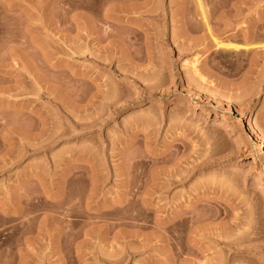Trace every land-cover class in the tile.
<instances>
[{"label":"rangeland","instance_id":"rangeland-1","mask_svg":"<svg viewBox=\"0 0 264 264\" xmlns=\"http://www.w3.org/2000/svg\"><path fill=\"white\" fill-rule=\"evenodd\" d=\"M262 43L264 0H0V264H264Z\"/></svg>","mask_w":264,"mask_h":264},{"label":"bare ground","instance_id":"bare-ground-1","mask_svg":"<svg viewBox=\"0 0 264 264\" xmlns=\"http://www.w3.org/2000/svg\"><path fill=\"white\" fill-rule=\"evenodd\" d=\"M200 6H201V4H199ZM201 9H202V6L200 7ZM203 10V9H202ZM218 45V44H217ZM220 45V44H219ZM221 46V45H220ZM254 48V47H253ZM254 49H256V50H260V51H262L263 52V54H264V43H262V45H258L257 44V46H255V48ZM197 63H198V61H196L195 62V66L197 65ZM262 146V145H261ZM253 161V163H255L256 162V158H253L252 159ZM108 261V260H107ZM110 261H112L113 262V260H110ZM115 261V260H114ZM117 262H118V260H117ZM121 262V261H120ZM107 263V262H106ZM110 263V262H109ZM109 263H107V264H109ZM115 263V262H114ZM114 263H112V264H114ZM116 264H118V263H116Z\"/></svg>","mask_w":264,"mask_h":264}]
</instances>
